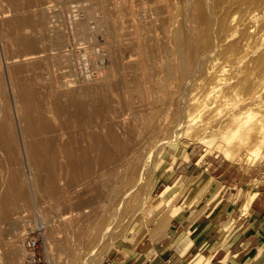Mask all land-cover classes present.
Wrapping results in <instances>:
<instances>
[{
    "label": "bare ground",
    "instance_id": "obj_1",
    "mask_svg": "<svg viewBox=\"0 0 264 264\" xmlns=\"http://www.w3.org/2000/svg\"><path fill=\"white\" fill-rule=\"evenodd\" d=\"M130 6L131 3L125 0L86 1L79 8L67 10L68 15L63 19V26L66 25L74 34V45L82 47L62 50L71 45L60 46L55 39L48 49L51 53L46 54V49L33 51L34 43L27 41L26 37L31 51L2 61L8 72V97L5 96L3 101L0 99V147L10 149L12 144L19 143L26 190L32 199L35 200L41 183L49 196L59 200L63 197L64 208L57 210V216L51 218L42 214L30 229L34 232L45 230L43 240L50 264H56L53 251L62 244L59 229L66 227L67 223L88 229L84 234L79 227L81 232H72L73 235L65 238L75 247L69 258L70 264H88L91 261L100 264L114 244L121 246L125 232L135 227V219L147 207L148 199L143 197V192L146 194L149 184L157 178L158 154L176 146L188 128L187 122H194L206 111L214 109V102L224 105L225 113L216 119L214 126L206 122L197 125L202 130H212L210 134L197 138L198 143L205 146L204 151L222 145L224 158L243 161V156L233 152L238 141L239 146L249 149L247 160L263 156L264 0H164V4L159 0H140L139 8L127 13L131 15L129 26L136 30L128 38L135 51L131 54L121 48L124 38L117 32L121 26L115 17L117 13L126 14ZM44 12V8L38 5L35 13ZM8 16L0 14V22ZM55 26L50 23L47 30L52 33ZM159 29L161 36L157 34ZM16 38L19 42L24 39L21 34ZM22 45L25 46L24 43ZM150 45L157 48L155 56L149 54ZM132 55L140 58L133 61ZM49 59H61L68 64L45 67L42 79L50 86L47 98L42 88L39 91L36 84H30L32 79L37 80L35 77L29 82L18 78V83H15L16 77L22 74V66ZM124 60L127 62L125 66L121 65ZM221 61L235 68L234 74L225 82L219 68ZM89 63L93 69L91 76L81 75L80 69ZM120 65L129 71L140 69L142 83L151 82L153 86L152 100L140 124L131 115L134 109L132 96V99H125L123 106L127 111L123 114L121 111L125 108L122 106L113 110L106 104L108 94L120 95L111 88L112 83L117 82L115 70ZM32 73L35 74L34 69ZM123 82L129 94L133 78L127 75ZM40 92L43 93L42 100L37 103L34 97ZM85 95H90L86 104L79 101ZM200 97L213 102H199ZM77 125L84 127L82 133L76 131L79 128H74L76 132L73 130ZM55 132L66 134V140L58 139ZM139 132H145L144 147L135 141V134ZM40 134L50 136L27 139ZM122 135L124 139H121ZM60 141L61 150L78 145L80 153L68 151L71 153L66 152L65 161H57L56 151L51 145L58 146ZM105 149L113 150L118 160H123L111 189V198L104 203V208L97 210L92 207V201L86 196L88 184L76 192L72 191L68 181L62 180L60 184L54 173L47 174L59 168L65 174L74 172L77 176L81 173L87 178L84 171L89 173L94 164L87 151L101 152ZM5 164L10 165L11 162L6 161ZM173 172L174 167L169 168L160 178L169 177ZM6 173L10 181L3 190L12 196L11 207L16 210L17 203L26 193L25 185L18 183L12 172ZM79 179L75 177L72 181L76 183ZM210 191L216 198L222 194L220 189ZM18 215L14 222L19 224L22 216ZM179 217L178 213L166 217L160 227L167 229L170 222ZM18 224L14 225L15 230Z\"/></svg>",
    "mask_w": 264,
    "mask_h": 264
},
{
    "label": "rangeland",
    "instance_id": "obj_2",
    "mask_svg": "<svg viewBox=\"0 0 264 264\" xmlns=\"http://www.w3.org/2000/svg\"><path fill=\"white\" fill-rule=\"evenodd\" d=\"M86 1L90 0H0V14H9L8 17L2 18L0 22V99L3 101L8 97L7 85V68L2 65L4 58H11L20 56L22 54L29 53L31 49L33 51H42L47 50L46 54L51 53L48 49L50 48V43L52 40L57 39L59 45L66 46L71 45L70 47H63L62 50L70 49L71 47H82L83 45H74L73 35L70 30L63 26V19L67 17L66 14L71 9L79 8L85 4ZM93 1V0H92ZM98 1V0H97ZM127 3H131V6L126 10V14L117 13L115 17L120 21V29L118 33L122 35L124 40L120 43L121 48L125 50L126 53H134L135 51L129 45V40L132 36L131 33L136 30L129 26L131 23L129 18L130 14H127L129 11L132 12L139 8L140 0H125ZM160 4H164V0H159ZM38 5L42 6L45 12L42 14H36L35 10L38 9ZM48 9V12H47ZM8 12V13H6ZM78 12V11H77ZM164 16V15H163ZM13 21H17L14 23ZM19 21V23H18ZM54 24L55 30L51 33L47 30L49 24ZM39 24L42 27H39ZM33 30H31V28ZM31 30V31H30ZM162 31L157 30V34L161 36ZM21 34L24 39L19 42L16 36ZM29 35V36H28ZM29 40L33 42V46L30 48L29 43L26 41ZM22 43L25 44L22 45ZM143 49V48H142ZM61 50V51H62ZM134 51V52H133ZM150 56H155L158 51L156 46L150 45L148 48ZM143 51L140 53L142 57ZM137 55H132L131 59L136 61L140 58ZM124 60L121 65H126L127 62ZM51 64H55L58 67H63L68 64V62L61 59L54 61L52 59L34 62L28 66H22L21 76H17L15 83H18V78H21L24 82L30 81L32 77L37 78L30 83L31 85L36 84V88H42L43 92L48 97V89L50 88L49 84L46 83V80H43L46 70L45 67H50ZM153 64V62L151 63ZM117 67L115 70L117 72V82H113L111 88L117 90L120 95H114V92L107 95L106 104L111 105L113 110L118 106H123L125 99H132L133 97V114L132 118H136L137 123L143 121L144 115L146 113V107L149 105V102L152 100V84L151 82L143 84L141 80V71L140 69L128 70L123 66ZM153 67V65H152ZM219 68L222 69L223 82L228 80L233 74L235 68L228 62L221 61ZM10 69V68H9ZM34 69L35 74L32 73ZM93 69L90 63L85 66V68L80 69L81 75L88 74L91 76ZM152 72V69H151ZM129 75L133 78V83L131 85L132 91L127 94L126 86L123 81L125 77ZM6 96V97H5ZM43 93H39L34 100L37 103H41ZM90 95H85L80 97L79 101L86 104L90 100ZM205 98L200 97L199 102L208 101L213 102V100H204ZM119 101V102H117ZM264 101V99H263ZM119 103V104H118ZM214 109L206 111L200 117L196 118V121H188V128L186 129L184 135L180 137L176 146H171L164 151H161L157 157V178L153 180L147 187L146 194L143 192V197L148 199V204L146 209L135 219V227L132 230H127L123 239L121 240V246L114 244L108 254V256L100 263L102 264L105 261H108L112 254L115 253L118 249H132L138 243H142L145 237L150 236L153 228L160 227L161 222L170 215L178 213L180 218H182L186 213L192 209H196L201 206L203 202H208L213 200L211 198L214 193L210 191L211 189L216 191L219 188L217 184V179H215L216 173L223 171L226 167L236 168L237 171L233 173L239 174V169L242 168L244 171L248 169L256 170L263 172L264 170V146L262 148V158L257 160L249 161L246 159L247 152L249 149L245 146H239L238 141L235 142V152L238 156H243V161H235L231 159L224 158V146L220 145L219 147H213L209 151H204L205 146L198 143L197 138L200 136L210 134L211 129L202 130L201 127L197 126L202 123H208L209 126H214L217 122L216 119L225 113V106L220 102H214ZM156 107V106H155ZM156 109V108H154ZM122 110V114L126 112ZM150 110H147V112ZM264 111V107H263ZM11 112V111H10ZM143 114V115H142ZM189 120V118H188ZM71 126V124H69ZM79 125L73 127L75 130ZM196 126V127H195ZM84 131L83 128H79ZM83 129V130H82ZM15 130V129H14ZM74 130V131H75ZM97 130H99L97 128ZM75 131V132H76ZM78 132V133H79ZM141 132V131H140ZM135 134V141L138 146L144 147V135L145 132ZM63 132H55L58 139L62 141L66 140V134ZM82 133V132H81ZM73 135V133H70ZM79 135V134H78ZM121 134L119 133V136ZM50 135H38L27 137L28 140L31 139H46ZM121 139H124L123 135ZM243 138L241 137L240 140ZM10 149L7 147H0V258H2V263L0 264H50L47 259L45 252V245L43 236H45V230L35 231L33 229L34 225L39 221V216L46 214L49 217L57 216V210H63V197L61 200L55 197L49 196L45 190L43 183L39 184L40 191L36 193L35 200L32 199L27 193V181H24V169H23V154L19 148V143L16 142L11 145ZM52 149L56 151V160L61 162L66 159V152L74 151L80 153V147L78 145L71 146L72 148L61 150V141L57 145L52 144ZM84 146V145H83ZM90 158H93L94 164L91 166L90 172H85L84 174H78L70 172L68 174L64 173L62 169H55L49 171L47 174L54 175L59 178L58 183L62 184L64 182H69L72 185V191L80 192L81 187L87 186V198L91 202V205L94 209L104 208V203H108L111 198V189L114 185L116 176L118 175L120 161L118 160V155L114 154L113 150H107L101 152H93L91 150L87 151ZM71 153V152H68ZM203 154V155H202ZM10 161V165H4V162ZM174 167V172L171 176L160 178V175L167 171V169ZM196 169V175H192L193 171ZM1 171L3 173H1ZM12 172V177H15L18 183H23L25 185L24 197H21L20 201L17 203L18 208L13 210L11 207L12 196L9 193H6L3 188L10 181V177L6 172ZM206 171V172H205ZM208 173V174H206ZM46 174V173H45ZM207 176V177H204ZM75 177H80L81 179L78 182L74 183L72 180ZM200 178H204L202 183L196 185ZM87 179L88 181H85ZM196 185V186H195ZM213 187L215 189H213ZM78 189V190H77ZM216 198V197H214ZM3 202V204H2ZM37 203V204H34ZM103 205V207H102ZM102 212V209H100ZM16 212H19L21 217L20 223H15L14 218ZM100 212V211H98ZM18 215V216H19ZM24 216V217H23ZM18 224V228L15 230V226ZM80 227V228H79ZM78 228L84 234H87L88 229L83 230L82 226ZM77 224L72 223L66 224L65 226L60 227L61 233L58 234L62 240V244L54 248V261L56 264H70V256L74 252L75 247L70 240H65L67 236H71L74 233L76 234L81 232L76 230ZM68 231H71L69 235H66ZM118 231L121 232V229L118 228ZM73 232V234H72ZM120 234V233H118ZM76 237V236H75ZM74 237H72L73 240ZM37 240V247L31 248L28 245V242L31 240ZM79 248H81L79 246ZM77 250V249H76ZM88 264H95L94 262H89Z\"/></svg>",
    "mask_w": 264,
    "mask_h": 264
},
{
    "label": "crops",
    "instance_id": "obj_3",
    "mask_svg": "<svg viewBox=\"0 0 264 264\" xmlns=\"http://www.w3.org/2000/svg\"><path fill=\"white\" fill-rule=\"evenodd\" d=\"M234 171L216 173L222 194L212 195L211 203L173 219L167 229L153 228L135 248L118 249L102 264H264V170Z\"/></svg>",
    "mask_w": 264,
    "mask_h": 264
},
{
    "label": "built area",
    "instance_id": "obj_4",
    "mask_svg": "<svg viewBox=\"0 0 264 264\" xmlns=\"http://www.w3.org/2000/svg\"><path fill=\"white\" fill-rule=\"evenodd\" d=\"M37 240H34V239H31L29 242H28V245L29 247L31 248H36L37 247Z\"/></svg>",
    "mask_w": 264,
    "mask_h": 264
}]
</instances>
